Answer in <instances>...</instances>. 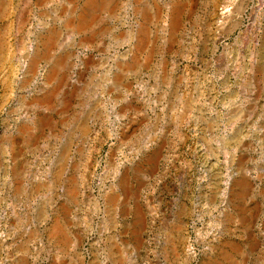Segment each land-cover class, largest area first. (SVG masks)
I'll list each match as a JSON object with an SVG mask.
<instances>
[{
	"label": "rangeland",
	"instance_id": "obj_1",
	"mask_svg": "<svg viewBox=\"0 0 264 264\" xmlns=\"http://www.w3.org/2000/svg\"><path fill=\"white\" fill-rule=\"evenodd\" d=\"M0 264H264V0H0Z\"/></svg>",
	"mask_w": 264,
	"mask_h": 264
},
{
	"label": "bare ground",
	"instance_id": "obj_2",
	"mask_svg": "<svg viewBox=\"0 0 264 264\" xmlns=\"http://www.w3.org/2000/svg\"><path fill=\"white\" fill-rule=\"evenodd\" d=\"M57 229V228H56ZM56 231V230H55ZM58 231V230H57ZM55 233V232H54Z\"/></svg>",
	"mask_w": 264,
	"mask_h": 264
}]
</instances>
